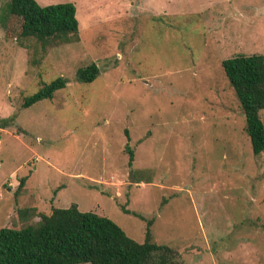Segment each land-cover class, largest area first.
I'll use <instances>...</instances> for the list:
<instances>
[{
    "label": "rangeland",
    "instance_id": "374dc122",
    "mask_svg": "<svg viewBox=\"0 0 264 264\" xmlns=\"http://www.w3.org/2000/svg\"><path fill=\"white\" fill-rule=\"evenodd\" d=\"M34 1L71 2L77 41L40 49L0 26V120L14 114L0 127V227L23 223L18 208L73 202L141 241L143 220L122 205L152 218L175 264H264V150L251 154L220 67L264 59V0ZM89 62L95 77L75 80ZM56 76L50 99L21 108Z\"/></svg>",
    "mask_w": 264,
    "mask_h": 264
},
{
    "label": "trees",
    "instance_id": "16d2710c",
    "mask_svg": "<svg viewBox=\"0 0 264 264\" xmlns=\"http://www.w3.org/2000/svg\"><path fill=\"white\" fill-rule=\"evenodd\" d=\"M0 26L4 37H31L40 49L58 42L77 41L71 2L38 5L34 0H7L5 12L0 15ZM220 67L242 113V129L251 154L257 155L264 150V129L259 117V111L264 108L263 56L235 54L220 60ZM97 72L95 63L89 62L77 68L74 77L80 82H90ZM65 82L63 77L56 76L42 83L22 98L21 108L40 99H50ZM12 118L13 113L2 118L0 127L6 126ZM123 149L130 167L132 151L126 144ZM22 180H18L16 189L20 188ZM118 207L123 213L143 220L141 241L128 237L105 216L78 210L73 202L37 214L32 207L18 208L15 216L23 223L0 227V264H175L172 250L151 240L152 218L144 219L122 205Z\"/></svg>",
    "mask_w": 264,
    "mask_h": 264
},
{
    "label": "water",
    "instance_id": "95a60500",
    "mask_svg": "<svg viewBox=\"0 0 264 264\" xmlns=\"http://www.w3.org/2000/svg\"><path fill=\"white\" fill-rule=\"evenodd\" d=\"M130 180H131V178H130Z\"/></svg>",
    "mask_w": 264,
    "mask_h": 264
}]
</instances>
